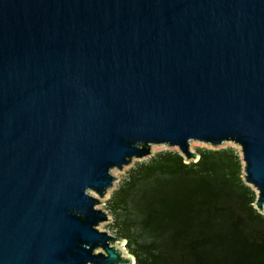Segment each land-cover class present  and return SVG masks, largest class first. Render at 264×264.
<instances>
[{
	"label": "water",
	"instance_id": "1",
	"mask_svg": "<svg viewBox=\"0 0 264 264\" xmlns=\"http://www.w3.org/2000/svg\"><path fill=\"white\" fill-rule=\"evenodd\" d=\"M190 141L264 212V0H0V264H134L111 170Z\"/></svg>",
	"mask_w": 264,
	"mask_h": 264
},
{
	"label": "trees",
	"instance_id": "2",
	"mask_svg": "<svg viewBox=\"0 0 264 264\" xmlns=\"http://www.w3.org/2000/svg\"><path fill=\"white\" fill-rule=\"evenodd\" d=\"M165 148L135 161L106 199L134 264H264V212L238 148Z\"/></svg>",
	"mask_w": 264,
	"mask_h": 264
},
{
	"label": "rangeland",
	"instance_id": "3",
	"mask_svg": "<svg viewBox=\"0 0 264 264\" xmlns=\"http://www.w3.org/2000/svg\"><path fill=\"white\" fill-rule=\"evenodd\" d=\"M227 145H231V146H234L236 148H238V146L232 142H224L223 144H221V146H227ZM201 146H209V145H206L202 142H198V141H190V148L192 150L195 151V149L197 147H201ZM220 146V147H221ZM210 147V146H209ZM165 148H169L168 146L166 145H162V144H154L151 146V149L153 150L152 153L158 151V150H161V149H165ZM173 149H176L175 147H171ZM148 158V157H146ZM144 158V159H146ZM137 160H141V159H133L130 164H127L125 166H123V168L121 169L122 171H120L119 169L117 168H113L111 170V173L116 177V179L113 181V184H112V187L109 188V190L107 191L106 195L104 197H101L99 198V201L101 203H98L96 206L99 207V208H102L103 210H105L106 212H108L110 214V212L108 211V209L106 208V199L108 198L110 192L118 185V183L120 182L121 178L124 176L126 170ZM94 194V193H92ZM95 195V194H94ZM110 217H111V214H110ZM112 220V217L108 220V221H105V222H101L99 225H98V228L99 229H102V230H107L108 232L112 233V234H115L112 230V228L109 226V223L111 222ZM116 235V234H115ZM124 251L128 252L124 246Z\"/></svg>",
	"mask_w": 264,
	"mask_h": 264
}]
</instances>
